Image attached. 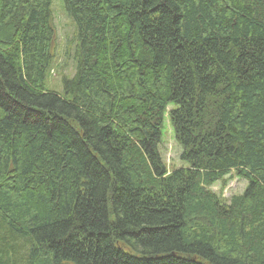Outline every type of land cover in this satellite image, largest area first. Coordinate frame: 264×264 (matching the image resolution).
<instances>
[{
	"label": "trees",
	"instance_id": "trees-1",
	"mask_svg": "<svg viewBox=\"0 0 264 264\" xmlns=\"http://www.w3.org/2000/svg\"><path fill=\"white\" fill-rule=\"evenodd\" d=\"M63 1L61 95L53 0H0V264H264V0Z\"/></svg>",
	"mask_w": 264,
	"mask_h": 264
},
{
	"label": "rangeland",
	"instance_id": "rangeland-1",
	"mask_svg": "<svg viewBox=\"0 0 264 264\" xmlns=\"http://www.w3.org/2000/svg\"><path fill=\"white\" fill-rule=\"evenodd\" d=\"M52 9V23L55 32L54 60L48 73L47 87L62 95L63 80L70 79L75 74V26L66 11L63 0H53ZM182 152L181 147L175 141L173 129L166 120L162 129L160 153L169 171L188 167V164L180 159ZM247 185L246 181L232 174L213 186L211 190L227 202L233 196L242 194Z\"/></svg>",
	"mask_w": 264,
	"mask_h": 264
}]
</instances>
